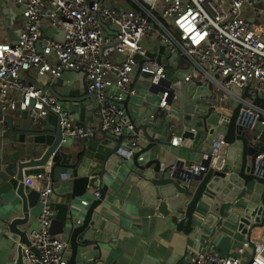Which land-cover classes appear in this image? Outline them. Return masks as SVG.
<instances>
[{
	"label": "built area",
	"instance_id": "2783aa9c",
	"mask_svg": "<svg viewBox=\"0 0 264 264\" xmlns=\"http://www.w3.org/2000/svg\"><path fill=\"white\" fill-rule=\"evenodd\" d=\"M15 4L21 10L22 24L17 41L0 43V111L8 115L27 111L33 128L53 112L60 119L63 142H86L105 134L121 144L119 153L130 162L147 140L136 131L126 109L128 97L137 94L134 83L139 72L165 80L182 70L186 72L184 84L213 83L211 96L204 99L211 112L226 108L231 97L240 99L237 92L248 85L253 100H264V23L246 15L264 14V0H15ZM143 40L164 45L170 58L158 62L149 57L148 52L158 54L159 49L147 50ZM67 71L85 76L78 96H88V100L79 102L77 111L53 92ZM158 91L159 102L154 106L148 105L145 94L138 95L146 110L142 125L148 131L172 122L170 104L179 109L177 93L171 98L162 81ZM59 95L66 98L68 94ZM89 106L93 109L90 120ZM248 112L263 116L257 141L264 145V107ZM0 122L5 124L1 116ZM168 142L170 148H181L185 139L174 134ZM224 145L216 132L213 166ZM201 160L186 162L178 156L166 166L192 175L206 169ZM257 160L264 165V152ZM62 177L53 174L51 163L24 177L25 185L39 193L41 210L27 229L29 244L22 245L23 264H68L71 244L63 235L52 234L54 184ZM91 202L80 200V210L86 211ZM241 213L250 217V209ZM10 222L0 218V237L20 245L21 238ZM252 240L254 255L247 239L240 244L235 234L226 232L219 249L204 247L189 254L185 263L264 264V239Z\"/></svg>",
	"mask_w": 264,
	"mask_h": 264
},
{
	"label": "water",
	"instance_id": "95a60500",
	"mask_svg": "<svg viewBox=\"0 0 264 264\" xmlns=\"http://www.w3.org/2000/svg\"><path fill=\"white\" fill-rule=\"evenodd\" d=\"M148 56L158 62L170 58L164 45L159 46L158 54L148 52ZM185 73L177 70L165 80L138 73L137 81L147 83L152 93L157 91L161 81L170 90L171 98L177 93L179 109L177 111L170 104L172 122L157 128V132H167L168 136L163 140L153 137L147 125L136 126L130 119L136 131H142L148 142L130 162L121 157V144L105 134L74 145L63 142L60 119L53 112L38 128H33L27 111L19 113L17 118L0 111L8 133L7 139L0 142V199L14 191L22 202V216L10 222V228L21 238L16 264H23L22 245L29 244L25 227L30 223L31 210L39 206V193L25 185L24 177L48 163L52 165L53 174H64L54 184V189L56 196L68 202L51 205L56 211L52 234H67L72 246L68 264H77L81 248L104 241L107 234L117 235L120 226L102 213V207L110 196L104 185L120 178L124 184L138 186V208L156 213L173 231L194 240L199 237L208 243L227 221L248 239L255 254L252 231L264 227V165L257 160L264 152V145L257 141L263 130V116L248 111L264 107V100L250 101L248 85L240 99L231 97L226 108L211 112L204 99L211 96L213 83L184 84ZM53 92L63 101L88 100V96L63 98L57 91ZM92 110L89 106L88 120ZM158 114L163 116L161 111ZM223 116L228 120L222 119ZM216 132L224 138L226 145L220 150L217 165L213 166L211 148ZM174 134L192 143L189 152L201 155L204 171L191 175L166 166L169 157L174 156L168 142ZM23 137L32 139L41 156L31 152L30 157H26L23 150H17L18 142H24ZM87 195L92 202L86 211L85 222L75 227L68 220L70 205ZM241 209H250V217L242 214ZM185 258L178 264H186Z\"/></svg>",
	"mask_w": 264,
	"mask_h": 264
},
{
	"label": "crops",
	"instance_id": "0c3cea01",
	"mask_svg": "<svg viewBox=\"0 0 264 264\" xmlns=\"http://www.w3.org/2000/svg\"><path fill=\"white\" fill-rule=\"evenodd\" d=\"M246 15L249 18L255 17L258 21L264 23V14L247 12ZM21 24V10L15 4V0H0V28H3L5 31L4 35H0V43H13L17 41ZM137 80L134 83L137 94H132L128 97L129 104L127 105L128 107L126 106V109L135 125L142 126V117L146 113V110L139 104L138 95L145 94L148 105L154 106L159 102L160 92L158 91V94L156 92L152 93L150 87L145 88L142 82ZM84 82V74L77 71H67L64 74L63 80L55 84L54 88L58 93L68 94L65 95L66 98H74L79 95L78 92H83ZM241 94V90L237 92L238 96H241ZM250 96L251 94H249V99L251 100L252 97ZM78 103L76 101H65L67 105L77 106V110ZM22 112L18 110L13 115L17 118L21 115L19 113ZM5 127L6 123L2 124L0 122V142L5 141L8 137ZM141 133L143 132L141 131ZM149 133L153 137H159L162 140L168 136L166 131L157 132L149 130ZM22 139L24 142H18L19 147L17 150H23L26 157H30L29 154L31 152H34V155L37 154V157L41 156L40 151L37 153L31 138L23 137ZM69 143L74 145L81 142L70 139ZM147 145L148 142L146 140L142 148ZM191 147L192 143L185 140V144L181 148H172L174 156L169 157L167 162H174L178 156L186 162L200 160V154L195 155L189 152ZM104 189L110 196L107 198L104 207H102V213L114 221V223L118 224L120 229L116 236L107 234L104 241H99L89 247L81 248L77 258V264H178L192 252L199 251L204 247L219 249L224 243V235L226 232L235 234L240 244H243V241L247 239L238 233L237 227L234 224L227 221L219 230L216 237L208 243L199 237L195 240L187 238L173 231L170 225L166 224L156 213L138 208V204L140 203L138 186L124 184L120 178L104 185ZM92 194L96 196L95 193ZM90 198L87 195L70 205L71 215H69L68 220H71L75 227H80L84 224L87 211L80 210L79 201ZM67 202L68 200L56 196V204H67ZM40 210V206L31 210L30 223L25 229L31 226ZM21 216L22 202L16 193L11 191L3 195L0 199V218L12 221L14 218ZM150 217L151 219H149ZM80 221L81 223H78ZM68 227H71L70 223H68ZM263 229L260 228V231ZM66 235L62 237L68 241ZM18 249L19 245H15L9 240L0 237V264H16ZM71 255L72 253L66 255L68 262Z\"/></svg>",
	"mask_w": 264,
	"mask_h": 264
},
{
	"label": "rangeland",
	"instance_id": "374dc122",
	"mask_svg": "<svg viewBox=\"0 0 264 264\" xmlns=\"http://www.w3.org/2000/svg\"><path fill=\"white\" fill-rule=\"evenodd\" d=\"M4 33H5L4 29L0 28V35H4ZM142 45L147 50H150V48H152V47H156V49H159V46L156 43L148 41V40H143L142 41ZM142 85L145 88L149 87V85L147 83H142ZM69 107H71L73 110L77 111V106H74V105L70 104ZM252 238L257 239L259 241H262L264 239V229L262 231H260V228L253 229Z\"/></svg>",
	"mask_w": 264,
	"mask_h": 264
}]
</instances>
